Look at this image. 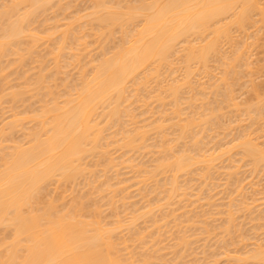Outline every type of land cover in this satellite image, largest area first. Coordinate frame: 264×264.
<instances>
[{
    "label": "bare ground",
    "instance_id": "bare-ground-1",
    "mask_svg": "<svg viewBox=\"0 0 264 264\" xmlns=\"http://www.w3.org/2000/svg\"><path fill=\"white\" fill-rule=\"evenodd\" d=\"M80 1L82 3L85 2V4L87 5L82 4ZM80 1L77 2H80L83 5V7L81 6L82 7L81 9H77L79 8L80 3H78L77 5L76 0H0V106L2 107V104L4 106L5 100L9 102L8 105H10L11 103V106H8L9 107L8 111H6L7 113H9L10 110L11 113H9L5 119L3 118V120H1L2 123L0 122V264H150V263H154L153 261L155 257L153 258V256L156 255V253L158 255L162 254L163 252L160 253V249L161 251H164L163 246L160 247V244H162L160 241H159L160 243L159 242L156 243V245L159 243V245L157 246L153 243L154 241L155 242L157 241V238L153 240V236H152V242H150L151 240L149 236L150 233L152 232H149L147 230L148 228L150 230L151 228H153L151 226V222H154L152 223L153 226H155V223L157 224V226H155L154 228L158 230L161 227H163V226H159L158 228V223H159L158 219L160 218L159 217L160 214L159 212H157L159 209L157 208V205L159 206L161 203H165V200L168 201V199L171 202L173 199L177 197L175 196V194L179 190H181L179 192H182L180 193V195L181 198H183L182 195L183 191L186 192L189 189L191 191L192 188L190 187H192V185L189 184L193 183L192 182L193 180L194 181L196 180L193 178L196 176L195 172L197 170H198V177H195L198 178L197 180H199V177L201 180V178L206 176V173L210 172L211 170L212 172L210 173L211 175L213 174V176H217L214 174L218 173L217 170L219 168L220 170L223 168L222 171L227 170L226 174L224 171L219 172V175L220 176L222 175V177L225 178V179L222 178L223 180H225V182L223 181L225 184L224 183L223 184L226 185L227 187L228 185L229 187L231 186V188L228 187L229 189L226 188V191L228 190V193L224 191L223 192L229 196V193L231 195H234L233 192L237 191L238 189L237 194L236 192L234 193L238 195L240 193L239 191H241V195L239 194L241 198V202L245 200V198L243 200L241 197L244 196L242 195V192L246 193L245 192L246 190L248 191V189L249 190L252 189V185H250L251 184L250 181H248L247 182L248 184H246L241 182V179L243 178L249 179L248 177L250 176H253L254 178V176L256 174H259L260 172H261L260 174H262L263 176L264 173V92L263 91H262L263 93L259 92L260 95L259 93L258 94L256 93L257 94L256 96L255 94H252L253 96H255V98L254 97L250 98L251 97L250 96L249 97L250 100L247 99L244 101L242 100L243 99L242 98L241 99L242 103H237L239 101L236 102L235 99L238 98V97L235 98L236 94L235 96H233V86L234 88L236 87L237 82H239L242 79L241 78L243 76L242 74H244L243 71H241V69L243 68L249 69L246 67L251 64V62L248 60V58H250L248 57L250 56V54H248L249 53L248 47L250 46L249 44L252 41L253 42L256 41L257 37L259 38L258 36L259 33L264 30V0H80ZM249 29L250 30L253 29L252 32H248ZM232 30L236 32L239 36L238 35L234 36V34L236 33L232 32ZM248 33H249V37H248ZM263 33L262 35H260L262 36L261 39H264ZM115 34H118V37H115L116 36ZM244 38L246 40L249 39L248 40V42L250 41L249 44L247 43V41L243 40ZM258 40L260 39H257V42ZM262 43L263 42L260 41V44ZM90 44L91 45L95 44L96 46H98L97 47L98 50L97 48H95L97 53H95L94 55H90L91 50H88L89 49L88 46H91ZM224 45H226L227 47L225 46L226 47L225 48ZM253 45H255V43ZM29 63H33V64L35 63V66L33 64L32 65L35 67L34 70L36 71H33V68H31L33 67L32 65L31 67L28 66L30 65ZM71 66L72 67L75 66V67L72 68ZM68 67H70V69ZM76 67L79 69L77 71L78 75L77 77H75V75L77 74L75 72L74 78L70 79V76L73 75L71 74L69 76L66 69L68 68L69 70H71L72 68L71 71H73V69ZM21 68L24 69L21 70ZM31 70L32 73L29 74V71ZM214 71L215 72L217 71V73H214ZM245 71L246 70H244V72ZM249 72L250 71H247V73L245 74L249 75L248 74ZM62 73H64V77ZM60 74H62V76H59ZM200 74L203 75V77ZM13 75L18 76L16 78L17 79L19 78L21 80L19 84L17 83L19 80L16 82L17 84H15L14 82H13L14 84L13 83L11 84V82L14 79L11 78V76ZM197 76L199 77V79L201 78L204 79L206 77L207 80L204 79V81L206 80L207 82L206 81L204 82L202 80L203 84L206 83L204 84V86L201 84L198 85V83L202 81L196 79ZM246 76H243L244 80ZM166 77L167 78L170 77V80H167ZM251 77L253 78V76ZM16 78L15 81L17 80ZM248 78L245 81L241 80V83L244 82L243 85L241 86H244V88H245V83L246 84L252 83L251 81L252 79L250 80L251 82H248L249 81ZM195 80H198L199 82ZM152 81L155 85L153 83H151L150 85V82ZM152 84L153 87L156 86L155 88H157L156 91L154 88V95H152L153 93ZM149 86L151 87L149 88ZM241 86L240 88H242ZM253 86L250 85L249 88L247 87L246 88L249 90L250 89L252 90L254 88L255 90V87L256 88L257 86L258 88L260 87L259 85L257 86L253 85ZM145 90L146 93L147 90L148 92L150 91L151 92V93L149 92L150 95L147 94L146 96ZM243 91L244 90H242V92ZM248 91L246 94H248ZM255 91L253 92L255 93ZM143 92L145 93V95H140V94H144ZM151 96L152 98H150ZM137 99L138 100L140 99L142 101V105L144 104L145 106L144 109L139 110L140 107H142V105H140L139 107L134 105L140 102V101L137 102ZM151 99L153 100V102ZM197 101L198 103L196 104ZM18 102L21 104L27 102V104L25 108L24 105H22L24 108V109L22 108L23 109L22 111H19L20 108L19 109L17 108L19 112H16L17 111L16 104ZM148 102L151 103L147 105ZM153 103H155L157 106L155 104L153 106L152 105ZM132 105H134L135 107H133ZM32 106L33 108L30 109ZM147 106L148 107L150 106L149 107L150 109H148ZM152 106L154 108L156 107V110H158L156 111L155 109H153L157 113L158 117L151 120L150 118L153 117L152 115L155 116L156 114L155 112H154L155 114H152L153 112L152 113L150 112L151 108H153ZM225 107H227V109L230 108V110L225 111L226 109ZM231 107L234 108L235 111L234 110L232 111ZM137 109L139 111H137ZM188 109L189 110L191 109L192 111L190 110L189 112ZM135 110L137 112H140L137 113L138 115L142 116L140 118L145 117V115L143 116V114L147 112L146 115L147 118L142 120H137L136 118L139 119V116H137V114L134 113ZM185 110L188 112V115ZM223 110L225 112H223ZM230 111H232L233 113L232 117H235V119L232 120L233 122H230L229 125V121H230L229 119H233V118L227 117L228 119L227 118L226 119L228 120V125L227 124L225 125L226 121H224L225 123L222 122L223 120L219 121L221 120L220 117L222 119L225 118L224 115L226 112L228 113V114L226 113V116L228 115L231 116ZM6 112L3 113L6 114ZM185 112H186L185 115L186 117H182V115L184 116ZM148 113L149 115L152 114L150 115V118L148 117L149 116ZM244 121L246 122L244 123ZM219 122H222L223 124ZM234 122L235 123L237 122L236 129L235 127L233 129L229 127L231 126V123ZM29 124L30 126H27ZM219 125L221 127L222 126L229 127V129L227 128L229 131L223 127L221 128V130L224 131L226 129L224 132L227 133L231 132L232 134L229 133L231 134V136H233V133L235 132L236 134V135L234 134L235 137L233 136L232 138L229 134L225 133L227 136L225 134L224 136H226L227 138L228 136H230V138H228V140L226 139V142H224L225 137L221 136L220 139L219 134L216 135L217 133L215 131H214L215 133L214 132L212 133L211 131H213L212 130L213 128L214 130H216L217 128L220 129ZM215 126L218 127H216L215 129ZM232 130H236V131L233 132ZM19 131H21V133ZM16 132L17 133L19 132L22 135L18 137L16 136V139H13L11 136L13 133ZM19 133L17 135H20ZM211 134L213 136H211ZM214 134L215 137L219 136L217 137V140H215L216 138L214 137ZM212 139L215 140V142L213 141L214 144L218 143L219 148H217L216 146L213 147L214 149L217 148L219 150V153H217L218 150H214V151L210 150L214 154L207 153L209 152V150L207 151V148L209 149L212 146L211 147H205V146L206 144L208 145L209 143L211 144ZM219 139L220 141H218ZM155 140L157 142H154ZM216 141L218 142L216 143ZM7 142L9 144H7ZM203 148H205L206 150H204ZM140 150H142V152H140ZM144 150H150L148 151V153L152 154L154 158L149 160L150 159V155H149L148 157L149 159H147L146 161L145 158L148 155L147 152H145L146 153L145 157L142 155L143 156L142 159L139 158L140 162L144 160L145 164L143 162L140 163L139 161H137L138 157L140 156V153L144 154L143 153ZM138 151L139 153H136ZM112 152H114L113 154H115L116 152L118 154L119 152V154L118 155L116 154V157H114ZM130 152H132V154L134 155L138 154V157L136 156L137 158H133L132 157L133 155L130 154ZM128 154H130L131 156L130 155L128 156ZM234 156H236L235 159ZM220 158L223 160V162L217 165L218 163L216 161H219ZM119 159L121 160L118 161ZM115 160H117V162ZM134 160L137 161L138 164L134 163L135 162ZM226 160H233L230 161L231 164L233 162V164L231 165L232 167L230 166V163L228 164L229 161L227 162V166L223 164L224 162L226 163ZM148 161L149 162L152 161V164L149 163ZM146 162H148L151 165H149L148 163L146 164ZM240 162H243L242 164L243 166L239 165ZM121 163H123L125 166L127 165L128 166L127 168L130 169V172H131V168L133 171L134 167L136 168V169L134 168L136 173L138 171L137 175H139L138 177L139 179L136 177L137 175L135 171H133L135 175L132 176L134 174L132 172V175L130 176L131 178L129 177L127 179V183L130 181L129 179L133 180L134 178H137L138 180L136 179L134 180L136 182L133 181L134 184L140 183L138 185H142V184L144 185L145 182H147V180L149 182L151 178H154V181L151 180V182H155L157 180L155 178L160 177L157 175H161L163 173L168 174V172L171 173V175L170 174L167 175V178L165 177L167 180L165 178L160 179L162 181L160 183L163 184L158 183V181L160 180L156 181L154 183L155 185H153L150 182L152 184L151 187H149L148 185L149 183H147L148 186L145 184L147 186V190L140 191L142 193L144 192L147 193V195L145 193L146 196L144 199L142 198L144 194L142 196L138 194L139 198H142L145 201V199H147L152 193V190L156 191L155 194H157V196L155 195L154 199H151L153 198L154 193L151 194L150 199L153 201L150 200L149 202H157V201L160 202L159 204L158 203L152 204V207L149 202H146L147 204H145L146 207L147 205H150L149 207L151 211L153 210V207L157 208L156 209L157 211L155 210V208L153 210L154 213L157 212V216L154 213H151L149 211L150 209L147 210V212L149 211L151 214L150 215L148 212L150 216L148 218L150 219L148 220L147 218L148 224L151 227H146L147 232L146 230H144L146 233L143 234L142 232L143 230L138 229L140 227V224L134 221L137 220L139 216H142L144 211L146 212V210L143 209V207H139L142 206V204L138 206L139 208L137 207L140 200L139 199H138L139 201L136 200L138 201V204L136 202L131 201L132 203H135L138 209H143V211H139L138 209H136V211H139L137 215H139V213L142 212V214H140L138 217H136L137 216L136 212L135 213L132 212L131 213L132 215L130 214V212L133 211V209L135 210L136 208L134 204H132L131 202L130 203L133 209H131L130 211L129 208L132 207H129L127 212L128 211L130 212L128 213L125 212L126 209L124 210V212L129 216L128 217L124 215L125 216V218H123L124 222L130 220L129 224L127 223V226H130L131 223H132L131 226H133L130 227L129 229L131 230L133 229L134 231L135 229L139 230L138 232L137 231L134 232L135 238L131 237L133 238L132 241L134 239H137V241L138 239L144 241L145 240L144 238L148 237L149 239L146 238L147 240L146 243L148 245L152 243L156 246L155 247L149 245L148 247L147 244L145 245V243L139 241V243L142 242L146 246L145 249H143L144 245L140 244V249L145 251V253L148 250H151L148 252V254L150 255L152 254V256L148 257V259L153 258L152 259L153 261L150 259L152 262L150 260H147V257L144 256L139 257L140 258L138 259L139 262L136 260L135 257L133 258L131 256H128V254L130 253L134 254L132 256H136L137 253L139 255L140 252H143L140 249L137 250V248H135L137 250V253L135 252L133 245L135 242H137L136 240L134 243H132L131 241V246L134 251L131 250V247L130 248L128 247L129 252L128 251L126 252L128 248H126L125 251L119 250V246L120 249H122L123 247L121 245H125L126 243L130 244V242L128 239L129 235H126L127 241L125 240L126 237L125 239H122L126 241L125 244H123L124 242L121 240L120 241L123 243L119 242L120 243L119 245L117 244V242H115L118 239V237L115 236V234L119 233V230L126 232L128 229H126L125 231V228L121 223L123 222L121 218L123 216L120 217L121 211L120 209H115L113 204L112 206L110 205L111 207H113V209H111L113 211L112 212L110 211L112 216L111 214L109 215L107 214V216L110 218H106L107 216L105 215L103 221L105 219L109 220L113 218L114 210L120 211L117 217L115 215L116 212H114L115 213L114 215L116 218L119 219L120 217L121 219L120 220L116 218L115 220L111 219L112 221L109 222L110 224L109 225L108 223L106 224L105 221L104 223H102L103 222L102 220L100 221L102 217L101 218L99 217L100 218L99 219L98 218L99 215H97V212L98 214L101 215L103 209L106 210L107 209L106 207H109L110 209V206H106L104 204L106 207L102 209L100 208L102 207V205H100L99 208H96L97 210H95V208L94 209L90 208L91 212H89V207H88L86 208V210H88L89 214H85L83 212L85 214L84 215L82 213L84 206L86 205V203L85 205H83V203L84 201L87 202V200H83V199H85V196H89V194H86L87 190L84 191V193L83 191L81 192V194L82 193L84 194L81 195L80 198L83 201V203L79 202L80 199L78 200V204H75V201L69 203L68 200L69 204H72L73 202L74 204L67 206L68 203H66L65 204L66 207H61L64 205H61V203H59L60 204L59 205L57 203L59 201L55 200L56 197L54 198V195L52 196L53 193L50 194L47 192L48 195L50 194V197H48L49 199L47 201H45V199L47 198L48 195L46 194L43 195V193H46L45 191L46 186L50 187L47 184L48 183L50 184L51 181H54V184L56 183L55 185H58L57 183L61 182L62 186L64 185V183H70L69 187L67 186V188H69V191L71 189H74L72 191L73 193L69 192L74 194L75 190L80 189V187L76 186L77 180L83 178V180L85 181V185L90 186L87 187L89 188L88 189L89 191L92 190V188L93 189L95 188L96 189L95 193H99V194L105 193L104 195L107 196L106 199V196L104 197L103 195H101L102 197H99L98 194V199H97L96 198L97 195H95V193L92 194V191H90L91 193L88 191L90 193V196L93 195L92 196L93 201H94L93 197L100 201H102L105 198L106 200H103L104 202L107 201L108 204H111V202L114 203V200L117 198H114L113 196L116 195L117 193H119L118 195H120L122 192L125 191L126 188L129 187L128 185H126L125 187L121 185V184H125L122 183V181L125 182L126 179L125 177L124 179L122 177L120 180L117 179V177L121 175L117 173L118 172L117 169L119 168V167L117 168V166H120ZM128 163L132 167H129ZM220 164H222L221 165L222 168L218 167L220 166ZM236 164H238L239 166ZM196 165L199 168L197 169L194 168V166ZM241 166L244 169H246L245 167L247 166L249 167V169L240 170ZM225 167L226 168L228 167V169L233 168V171L229 170L231 171L229 172L228 169H226ZM123 168L120 166L119 172L121 170H124ZM127 168L125 167V170H127ZM193 169L196 170L194 173L193 171L191 173V170ZM209 169L211 170L209 171ZM214 169L215 171H213ZM200 170L204 171L202 172V174L206 172L204 176L202 174L201 176H199ZM241 171L242 172L244 171L245 173H249L250 175L246 174L248 176H245L244 172L240 174ZM121 172L124 173V175L128 174V173L125 174V172L123 171ZM184 172L186 173L184 174ZM189 172L191 174H195V176L193 175V177L190 178V180H188L191 183L187 181V177L191 175ZM187 173H189L188 176L186 175ZM209 174H207V176ZM238 174L239 176L241 175L242 177L239 176L236 177V175ZM115 175L117 177H115ZM179 175L181 177H179ZM207 176L206 178H202L203 182L205 181L204 179L207 180ZM213 176H210L209 180L212 179L213 181L216 182L217 178L215 177L216 179H213ZM257 176H255V178ZM183 177H186V179L185 178L183 179ZM228 177L231 178V180ZM234 177L235 179L232 180V178ZM227 178L229 180H227ZM253 178H251L250 180L252 181ZM112 179L116 180V182L119 181L121 184L120 183L116 184V182L112 183L113 182ZM164 179L166 181H164ZM178 179L180 181L181 179L184 180V184L183 185L180 184L182 185L181 187L183 190L177 189L179 186L178 183H182V181L180 182ZM238 179H240V181ZM246 179H243V181H245ZM177 180L179 182H177ZM185 180L187 183H185ZM200 180L199 182H197L198 184L196 182L195 183L197 184V186H200V187H196L199 188L198 191L202 190V192H206V191L207 193H209V191L211 192L212 189L210 188L212 186L214 187L215 186L214 184H217L215 182H212L211 180L210 182H212L211 184L213 185L208 186L209 182L203 183ZM81 181L82 180L78 182L80 183ZM84 181H83V188L85 186ZM257 181L259 182V180ZM75 182L76 184L74 185ZM95 182H98V184L96 185ZM231 182L234 184V186H232ZM235 182L238 185H236ZM52 183L50 185H53ZM79 183L78 185L81 186L82 189V184ZM156 183L160 184V187L158 186L159 188L156 186ZM202 183L203 184L206 183L207 184L206 187L202 186L203 185ZM242 183L243 185H240ZM71 184H73L74 188L70 189ZM119 184L122 187L119 186ZM185 184L186 186H188L187 188L189 189H187L186 186H184ZM166 185L168 189H164ZM235 185L237 187L232 189V187H235ZM153 186L155 187V190L154 188L152 189ZM63 187L65 189L66 185H64ZM75 187H77L78 189H75ZM145 187L143 188L142 186H139V188H143L144 190ZM181 187L179 186V188ZM203 187L204 189L207 188L205 189L206 191H203ZM139 188L137 190H142ZM244 188H246V190ZM64 189L62 188V190ZM148 189L150 190L151 193H149ZM230 190L231 191L233 190V192H231ZM195 191L197 190L195 189ZM256 191L257 189L255 190V192ZM78 192L80 193V191ZM179 192L177 193L178 196H180ZM196 193H192L191 195L193 194L196 195ZM261 193L263 192L261 191ZM41 194L43 197L44 196L45 197L44 198L41 197ZM185 194L187 195V193ZM185 194L184 196H186ZM123 195L121 196L120 199L118 197V199L122 201L123 199L127 200L126 193H125L126 198L122 199V197H124ZM172 195L174 196V198L171 200ZM205 195L206 193H204L203 198L205 197L208 198L209 196L210 199L211 195L209 194L206 196ZM231 195L229 197L227 196L228 200L229 199L230 200L229 201L226 200V201L229 203L223 201L226 203L224 205H228L230 207L229 208L228 206H226L229 209L228 210L223 205L222 207H224L225 210L227 211V212L224 211V213L227 214L229 211L233 212L234 206H237L235 207L234 211L240 208L239 210L240 213L242 211L241 208L243 203H240V201L238 200L240 199L239 196L235 195L238 198L236 199L235 196L230 198ZM60 196L62 198V194ZM83 196L84 198L82 199ZM197 196L200 195L197 194L194 197ZM212 196H211V201H212ZM216 196L217 195L215 194V197ZM219 196L220 195L218 193V197ZM188 197H190V194L188 195ZM227 197L225 198L223 195V198L227 199ZM41 198L44 199L45 202L42 201ZM61 198L58 197V200H60V202L63 199ZM112 198L114 199L112 200ZM161 198L164 199V202L159 200ZM223 198L221 200L220 198L218 199L222 201ZM155 199L157 201H154ZM180 199L177 200L181 201ZM197 199H199V197H197ZM197 199L195 200L193 199V200L197 201ZM260 199L262 200L263 198L261 197ZM119 200L118 203L120 202ZM186 200L187 198L184 201ZM254 200H252V202ZM257 200L259 199L256 198V201ZM100 201H98V203H100ZM167 201H166V207H168ZM194 201L191 202L193 203ZM237 201H239V203H236ZM104 202L101 203L103 204ZM209 202L207 201L206 203L208 204ZM212 202L214 203V201ZM88 203H90V201ZM175 203L176 202L174 201L173 204ZM244 203L246 202L244 201ZM95 204L92 205L95 206ZM155 204L156 206H153ZM250 204L252 205V203ZM92 205L90 207H92ZM117 205H115L116 208ZM216 205L214 206L217 207ZM232 205H234L233 208ZM143 206H144V202H143ZM193 206H196V204L195 205L193 204ZM219 206L221 205H218V207ZM246 206L247 205H244L245 208H242L243 210L245 209L244 211L248 210L250 212V210L251 211L256 210L257 208L256 209L252 208V207L255 208V206L256 207L258 206L259 209H262L259 207L261 206L259 204L253 205L250 208H249L250 205L248 204L249 209L247 210H246L247 208ZM183 207L184 205L181 206V208L179 209H183ZM200 208H202L201 204L199 209ZM98 210L101 213H99ZM161 210H164V208L161 207L160 209V213L162 217ZM167 210L168 209L166 208V211ZM169 211H171V208ZM175 211H176V207L175 210L173 211L174 216H176ZM248 211H247L248 214L246 213V215L247 217L248 215L250 216L247 218V220H245L246 222L253 220L255 216L251 217V215H255L254 213H257V212H252V214L251 213L249 214ZM261 211L262 210L258 212L260 213ZM204 212L202 211V213L200 212L198 214L197 211L196 213H192V215L198 214L200 216V214L203 215ZM237 212H234L232 214L235 213L237 214ZM168 213L170 214V212ZM206 213H208V215L209 214L211 215L212 212L211 213L205 212L204 215L207 218L208 215ZM169 214L167 215V218L165 217L164 222L169 218L170 216ZM232 214L228 213L227 218L226 216L223 217V219L226 218L224 220L227 221V227L224 224L226 221L222 223V227L224 226L223 228H221V223L219 224V226L216 223L217 231L219 229L218 234L216 233L217 231L215 229L216 235H219L220 233H221L220 235H222V233H224L222 235L223 239L221 238L222 240H224L223 245L226 244L227 239L229 238L231 239L230 237L231 233H233L234 231L237 233L239 231L238 228L239 221L237 222L238 224L232 223L237 221V219L239 218L238 216L239 214L237 216L236 215L233 216ZM154 215H155V221L154 218H152V216L154 217ZM147 216L145 215V218ZM181 216L178 217L181 218ZM156 217H158L157 220ZM190 217H188L189 222L191 219H197V222L196 220H192L190 223H188V226L189 224H191V226L194 227L191 228L189 226L187 227V229L185 228L184 229L185 232L189 230V228L190 230L191 229L193 230L197 227L199 228L200 226L201 230L198 229L197 231L195 229V232L196 233L201 232L202 234H204L207 233L206 231L208 230H206L205 232H203V230L209 229V226H211V224L213 226V223L209 224L212 220L210 221L209 219L210 222L205 223V221L208 220L205 218L206 220L204 219L205 221L202 222H204L205 224H209V226H205V228L202 226L204 228L203 229L201 227V221H200L203 220V218L199 219L197 218V215H195V218H193L194 216L191 218ZM260 217L261 219L263 218L264 220V215L263 217L259 216V218ZM145 218H143L144 220L142 219L139 220L147 222ZM171 218L173 219V217ZM216 218L214 217L213 219L215 220ZM257 218H258V214L257 217H255L254 219L259 220V218L258 219ZM151 219L152 221H150ZM179 219L178 220L175 219V220L176 222L178 221V223L181 224L182 226V221L180 223ZM108 220L106 222H108ZM133 221L135 222L136 226H138L137 228H134L135 226L133 224ZM166 222L169 221L167 220ZM183 222H185L184 224H186L187 221H183ZM173 223L174 224H172V227L175 226V221ZM178 223L176 224V228H178L179 226ZM231 223L233 228H234V224L235 226L237 225L238 231L236 228L234 230L232 227H231L232 229L230 228L231 231H229V227L231 226ZM254 223L255 222L253 221L252 224L253 230H255L257 226V224L256 226H254ZM168 224H165V226H168ZM196 224H198V226H196ZM186 226L183 225L181 231ZM240 226H242V224H240ZM259 226H261V224H259ZM122 227L124 230L121 229ZM172 227L171 229H169V231L176 229V228L172 229ZM242 227H240V231L242 230L243 232ZM154 228L152 229L153 231L152 234H154L155 232ZM261 228L263 227L261 226ZM248 229L250 230V227H248ZM192 230L188 231V233L192 232ZM221 230L222 232H220ZM121 231L120 233H122ZM173 231H174L173 233L176 234L175 230ZM178 231L180 230L176 229L177 234ZM246 231L248 230L246 229ZM257 231H259V229ZM260 231L264 232L263 230ZM129 232L131 233V235L133 234L132 233L133 231L131 232L130 230H128V234ZM136 232L137 233L142 232L140 234H142L143 236L140 234L138 236H142L144 240L142 239V237L139 238L136 235ZM182 232L184 233V231ZM193 232L191 235L189 233L188 237L185 235L184 237H181L180 234L178 235L176 234L177 236L173 235L175 236V238L177 237L181 238V240L178 239L181 242L180 245L178 243L179 241L177 242V239L175 241L178 243L179 247L182 245L181 246L183 247L182 251L184 249V246L187 248L186 246L187 242L189 244V245L187 244L189 247L190 243L199 241L197 240V241L189 242V240H193V237L194 239H196L197 237L195 236L201 234V233L199 234L197 233L196 235V233H194L195 234L194 235ZM120 233L118 234L119 238L121 235ZM148 233L149 236L146 235ZM164 233L165 235L167 234V232ZM211 233L212 232H210V235ZM171 234L170 237L168 238V241L171 237L173 238ZM239 234L242 233L239 232ZM123 235L125 236V234L122 233L121 238H124ZM181 235L183 236V234ZM207 235L209 236L208 233ZM224 235L226 238H224ZM234 235H232V238ZM254 235L257 236L258 233ZM159 236H161V234ZM159 236L157 237L159 239L160 238L162 239V237ZM191 236L192 239H190ZM241 236L242 235H240L239 237ZM243 236L245 237L246 235ZM186 237L189 240L187 241V239H185L186 241H183L184 240L183 238ZM211 237L213 239V236ZM163 238L167 239V236ZM246 238L248 239V237ZM261 239L263 241L259 242L260 236H258L257 238L254 239L256 240V242L254 241L250 244L247 245L245 244L246 246H248V249L244 251L242 250L243 253L242 251L240 252L242 254L239 255L242 256L239 255L237 257L233 256L236 258V260L235 259L234 260L236 262L239 261V264H264V236H262ZM204 240H207V238ZM239 241L237 242L240 245L242 243L244 244L243 238L242 240L240 239ZM202 242H204L205 244V241ZM237 242H235L236 245L238 244ZM139 243H137L136 246H138ZM165 243L166 241L164 242V244ZM173 243L174 242L172 241V247L171 245L170 246L166 245L165 247H169V248L171 247L172 249L174 248ZM177 243L176 245L174 244V246H177ZM215 243L216 241L214 242V244ZM217 244H218V240H217ZM197 245H200V243ZM208 246L206 245V247ZM147 247L148 249H146ZM152 247L154 248V251L152 250L153 249ZM193 247L196 248L197 246L194 245ZM193 247L191 244V248ZM211 247L212 245L209 248ZM156 248L159 250V252L157 250V252L154 253L156 251ZM186 248L184 250V255L192 254L193 256L194 254H196V257H194L195 256L194 255L193 258L198 259L197 253H195L196 250L198 249H191L189 247L191 253L189 252V248H187L189 252L188 254L185 253L187 252ZM237 248H239V246H237ZM176 249L174 248L172 250H176ZM199 249H201V247H199ZM212 249L211 250L207 249V250H209L210 252L214 250L216 251V249L214 250ZM192 250H195V252H192ZM215 251L213 252L215 253V256L213 257L211 255V258L215 259V257H217L216 252H218V250L216 252ZM226 251L227 248L222 249V251H219L217 255H224ZM123 252H126L127 254L124 253L126 254L124 256L122 255ZM179 252L178 255H176L179 257V259L175 255L174 256L176 259L172 258L173 261L175 262V263L173 262L174 264H176L178 260L179 262L181 261L183 262L184 259H186V257L183 259L184 257L183 252L182 253L180 252V254L182 255H179ZM227 252L230 253L229 251ZM199 253L201 254L203 252H199ZM169 255L171 256L172 254ZM203 256L205 257L206 255ZM181 257L183 260L181 259ZM206 257H210V254ZM227 257L229 256L227 255L226 258ZM156 258L155 261L158 260L157 261L158 264L161 263L173 264L171 263L172 260H169L168 257H167L168 260L167 261L165 260V263L163 262L164 258L163 260L160 258L162 262H160L161 260L158 259L159 256L157 259ZM214 259H212L213 261L212 260L208 261L209 258H207L206 263L214 264L215 261L217 263L220 261L219 260L220 258L218 260L216 259L214 260ZM225 261L223 262L226 264L227 261L226 262ZM179 262L177 264H179ZM184 262L182 264H185ZM188 262L187 264H191L192 260L190 263ZM194 263L198 264L195 261L193 262V264ZM206 263L204 262L201 264H206Z\"/></svg>",
    "mask_w": 264,
    "mask_h": 264
},
{
    "label": "rangeland",
    "instance_id": "rangeland-1",
    "mask_svg": "<svg viewBox=\"0 0 264 264\" xmlns=\"http://www.w3.org/2000/svg\"><path fill=\"white\" fill-rule=\"evenodd\" d=\"M77 1H80V0H76V2H77ZM80 2H81V1H80ZM80 2H77V5H78V3H80ZM81 3H82V2H81ZM81 3L79 4V8H77V9H81V8L83 7L82 4L87 5V4H85V2L82 3V4H81ZM81 6H82V7H81ZM84 7H85V6H84ZM75 8H76V7H75ZM252 30H253V29H252ZM252 30L249 29L248 32H252ZM263 31H264V30H263ZM263 31H261V32L263 33ZM232 32H234V31L232 30ZM261 32H260L259 35H258L259 38L257 37V39H260V40H258V42H257V39H256V41H254V42L252 41L253 44L255 43V45H253L252 42H250V41H249V42H250V44H249V42H248L249 39H247V40H246L245 38L243 39L244 41H247V43L250 45L249 47H251V48L248 47V51H249L248 54H250V56H248V57H250V58L252 57V58H251V59L248 58V60L251 62V64H250L249 66H247L246 68H249V69H245V68H243V69H241V71H243V73H244V74H242L243 76H246L247 74H245V73H247V71H250V72L248 73L249 75H247V76L245 77V80H246V79L248 78V76H249V78H248L249 81H248V80H247V81H248V82H251V81H252L253 84H252V83H247V84H248V86H247V84L245 83V88H244V86H241V85H243V83H244V82L241 83V80H244V77L242 76V77H241L242 79H241V78H240L241 80L239 79V80H240L239 82H240L241 84H240L239 82H237L236 87L234 88V86H233V96H235V94H236V97H235V98H237V97H238V98L235 99V100H236V102L239 101V102H237V103H242V102H241V99H242V98H243L242 100H244V101L247 100V99L250 100V98H253V97L255 98V96H256L259 92H261V93L264 92V72H262V71H264V41H263L264 39H261V38H262V36H260V35H262ZM234 33H236V32H234ZM234 33H233V34H234ZM246 34H247V33H246ZM115 35H116L115 37H118V34H115ZM235 35H238V34L236 33V34H234V36H235ZM238 36H239V35H238ZM263 36H264V33H263ZM236 37H237V36H236ZM246 37H247V36H246ZM248 37H249V33H248ZM250 40H251V39H250ZM252 40H253V39H252ZM260 41L263 42V43H262L263 45L260 44ZM256 42H257V43H256ZM251 44H252L253 47L251 46ZM259 44H260L261 46H260ZM90 45H91V44H90ZM94 45H95V44H92L91 46H88V48H89L88 50H91V52H90L91 54H90V55H94L95 53H97L95 48H97L98 46L95 45V46H96V47H95ZM97 45H98V44H97ZM258 45H259V46H258ZM92 46H93V47H92ZM225 46H226V45H224V47H225ZM256 46H257V47H256ZM90 47H91V49H90ZM226 47H227V46H226ZM226 47H225V48H226ZM254 47H255V48H254ZM252 48H253V49H252ZM259 48H260V49H259ZM92 49H93V50H92ZM254 49H255V50H254ZM94 50H95V51H94ZM97 50H98V48H97ZM251 50H252V51H251ZM250 51H251L252 53H254V54H252ZM261 51H262V52H261ZM256 53H257V54H256ZM260 53H261L262 55H261ZM252 55H253L254 57H253ZM255 55H257V56H255ZM256 60H257V61H256ZM259 60H260V61H259ZM253 61H255V62H253ZM29 64H30V65H28V66L31 67V65H32L33 63H29ZM255 64H256V65H255ZM261 64H263V65H261ZM33 65L35 66V63H34ZM33 65H32V66H33ZM34 66L31 67V68H33V71H36V70H34V68H35ZM71 67H72V66H71ZM73 67H75V66H73ZM73 67H72V68H73ZM68 68L70 69V67H68ZM68 68L66 69L68 75H69V76H70L71 74L73 75V76H70V79H71V78H74L75 72L77 73V74L75 75V77H77V75H78V72H77V71H78L79 69L76 67V68L73 69V71H71L72 68H71V70H69ZM22 69H24V68H21V70H22ZM75 69H76V70H75ZM261 69H262V70H261ZM244 70H246V71L244 72ZM260 71H261V72H260ZM70 72H72V73H70ZM31 73H32V70L29 71V74H31ZM214 73H217V71H216V72L214 71ZM241 73H242V72H241ZM241 73H240V76H241ZM251 73H252V74H251ZM62 74H63V77H64V73H62ZM62 74H60L59 76H62ZM178 74H179V72H178ZM260 74H261V75H260ZM66 75H67V74H66ZM68 75H67V76H68ZM176 75H177V73H176ZM200 75H201V74H200ZM201 76L203 77V75H201ZM251 76H253V78H252ZM254 76H255V77H254ZM259 76H260V77H259ZM16 77H18V76H14V75L11 76V78H14L13 81L11 82V84H12L13 82H14L15 84H17V83L19 84V83L21 82V80H20L19 78L17 79ZM250 77H251L252 80L250 79ZM15 78L17 79L16 81H15ZM166 78H167V77H166ZM200 78H201V77H200ZM68 79H69V78H68ZM196 79H199V77L197 76ZM204 79H206V77H205ZM204 79L201 78V79H199V81H202V80L204 81ZM18 80H19V81H18ZM167 80H170V77L167 78ZM167 80H166V81H167ZM206 80H207V79H206ZM206 80H205V81H206ZM245 80H244V81H245ZM250 80H251V81H250ZM17 81H18V82H17ZM195 81L199 82L198 80H195ZM203 81H202V82H199L198 85L201 84V85L204 86V84H206V83L203 84ZM205 81H204V82H205ZM16 82H17V83H16ZM206 82H207V81H206ZM14 83H13V84H14ZM151 83H153V81L150 82V85H151ZM153 84H154V83H153ZM153 84H152L153 91L151 90V91L153 92L152 95H154V88L156 87V86L153 87ZM239 84H240V85H239ZM148 85H149V84H148ZM154 85H155V84H154ZM250 85H252V86H253V85H255V86L259 85V86H260V87H259L260 89H259L258 86H257V88L255 87V90H256V91H255L254 88H253L254 86H253V87H250V88H253L252 90L255 91V93H254L251 89H250L251 91H250L249 89H247V88H249ZM238 86H239V87H238ZM240 86H241L242 88H240ZM147 87H148V86H147ZM150 87H151V86H149V88H150ZM246 87H247V88H246ZM261 87H262V88H261ZM146 89H148V88H146ZM257 89H258V90H257ZM156 90H157V88H155V91H156ZM236 90H237V91H236ZM240 90H241V91H240ZM242 90H244V91L242 92ZM248 90H249V91H248ZM238 91H240V92H238ZM247 91H248L249 96H248V94H246ZM262 91H263V92H262ZM149 92H150V91H149ZM149 92H148V90H147V93H146V90H145L146 96H147V94L150 95ZM143 93H144V92H143ZM145 93H144V94H140V95H145ZM150 93H151V92H150ZM156 93H157V92H156ZM242 93H243L244 95H243ZM256 93H257V94H256ZM237 94H238L239 96H238ZM252 94H255V96H253ZM140 95H138V96H140ZM241 95H242V96H241ZM259 95H260V93H259ZM247 96H248V97H247ZM250 96H251V97H250ZM239 97H241V98H239ZM245 97H247V98H245ZM249 97H250V98H249ZM137 98H138V97H137ZM139 98H141V97H139ZM150 98H152V96H151ZM151 100H152V99H151ZM139 101H140V102H139ZM146 101H147V100H146ZM137 102H139V103H138V104H134V105H136L137 107H139L140 105H142V101H141L140 99H139V100L137 99ZM137 102H136V103H137ZM152 102H153V100H152ZM2 103H3V102H2ZM5 103H7V104H5ZM5 103H4V106H3V104H2V107L0 106V108L3 109V110L0 109V114H1V116H0V122H1V120H3V118L5 119L6 116H8L9 113H11L10 110H9V113L6 112V111H8V109H9L8 106H11V103H10V105H8L9 102H8L7 100H5ZM150 103H151V102H148L147 105H149ZM155 103H156V102H155ZM155 103H153L152 105L154 106ZM197 103H198V101L196 102V104H197ZM18 104H19V105H18ZM20 104H21V103H19V102L16 104V109H17V108H18V109L20 108L21 110L19 109V111H22V110L25 108L27 102H25L24 104L22 103L21 105H20ZM33 104H34V103H33ZM22 105H24V108H23ZM134 105H132V106L135 107ZM155 105H156V104H155ZM19 106H21V107H19ZM33 106H34V105H33ZM33 106H32L31 108H30V107H29V108L32 109ZM143 106H144V104L142 105V107H143ZM153 106H152V107H153ZM156 106H157V105H156ZM137 107H136V108H137ZM142 107H140L139 110H142V109L145 108V106H144L143 108H142ZM149 107H150V106H149ZM149 107L147 106L148 109H150ZM22 108H23V109H22ZM29 108H28V109H29ZM225 108H226L225 111H226V110H228V111L230 110L229 107H228L229 109H227V107H225ZM18 109H17V111H16V110H15V111H16V112H19ZM28 109H27V110H28ZM30 109H29V110H30ZM153 109L156 110V107H155V108H154V107L151 108L150 112H151V113L153 112L152 114H155L156 112H155V110H153ZM158 109H160V108H158ZM231 109H232V111L234 110V108H232V107H231ZM139 110L137 109V111H139ZM190 110H191V109H190ZM190 110L188 109L189 112H190ZM137 111L135 110L134 113H135V114L140 113V112H137ZM156 111H158V110H156ZM185 111H186V110H185ZM191 111H192V110H191ZM225 111L223 110V112H225ZM228 111H227V112H228ZM232 111H230V112H231V116H230V115L226 116V113H227V112H226L225 115H224L225 118L222 119V118L220 117L221 120H219V121H222V120H223L222 122L226 121V123H225V122H224V123H225V125H226V124L228 125V120H227V119H228L229 117H231V118H233V119H229V120H230V121H229V125H230V122H233L232 120L235 119V117H232V114H233ZM234 111H235V110H234ZM3 112H4V113L6 112V114H4ZM150 112H149V113H150ZM154 112H155V113H154ZM186 112H187V111H186ZM186 112H185L184 116L182 115V117H186V116H185V115H186ZM230 112H229V114H230ZM149 113H148V115H149ZM3 114H4V115H3ZM152 114H150V115H152ZM227 114H228V113H227ZM234 114H235V113H234ZM144 115H145V117L140 118V117H142V116H140V115L137 114V116H139V119H138V118H136V119H137V120H142V119L147 118V116H146V115H147V112H146L145 114H143V116H144ZM150 115L148 116L149 118H150ZM187 115H188V112H187ZM189 115H190V113H189ZM152 116H153V117L150 118L151 120H152V119H155V118L158 117L157 113L155 114V116H154V115H152ZM222 117H223V116H222ZM227 117H228V118H227ZM226 118H227V119H226ZM224 119H225V120H224ZM222 122H219V123H222ZM245 122H246V121H244V123H245ZM1 123H2V122H1ZM234 123H235V122H234ZM234 123H231V126H229V127H231L232 129L235 127V129H236V126H237L236 123H237V122L235 123V126H234ZM31 124H32V123H31ZM222 124H223V123H222ZM222 124H221V125H222ZM239 124H240V123H239ZM27 126H30V124L27 125ZM219 126H220V125H219ZM216 127H218V126H215V129H216ZM222 127H223V128H226V129H227V128L229 129V127H225V126H222ZM222 127L220 126V127H219L220 129L217 128V129L220 130V131H218L217 129L214 130V128H213V129H212L213 131H211V132L213 133V132L215 131V132L217 133L216 135L219 134L220 137H219V136H217V137H219L220 139H221V136L225 137V138H224V140H225L224 142H226V139L228 140V138H230V136H231L232 133L229 132V133H231V134H229V133H227V132H224L226 129H225V130L223 129L224 131H222V130H221ZM231 128H230V130H231ZM228 129H227V130H228ZM169 131H170V130H169ZM217 131H218V132H217ZM228 131H229V130H228ZM232 131L234 132V131H236V130H232ZM19 132L21 133V131H19ZM19 132H18V133H19ZM215 132H214V133H215ZM220 132H221V133H220ZM18 133H17V132H16V133H13V134H14V137H13V134H12L11 137H12L13 139H16V136L18 137V136H21V135H22V134H20V133H19L20 135H17ZM22 133H23V131H22ZM225 133H226V134H229L230 136H228V138H227V137H226L227 135H226ZM224 134H225L226 136H224ZM234 134H235V132L233 133V136H234ZM235 135H236V134H235ZM211 136H213V135L211 134ZM233 136H231V137L233 138ZM214 137H215V134H214ZM217 137H215V138H216L215 140H217ZM234 137H235V136H234ZM22 138H23V136H22ZM17 139H18V138H17ZM220 139H219L218 141H220ZM215 140L212 139V143H211V144H210V143H209V145L206 144L205 147H211V146H212V147H211L212 149H211V148H209V149L207 148V151L209 150V152H207V153H213V152H211L210 150H212V151H214V150H218V149H217V148H219V145H218V143H217L218 141H216L217 144H214V143H213V141L215 142ZM149 142H150V141H149ZM152 142H153V141H152ZM152 142H151V143H152ZM154 142H157V141L155 140ZM210 142H211V141H210ZM222 142H223V140H222ZM220 143H221V142H220ZM220 143H219V144H220ZM7 144H9V143L7 142ZM212 144H214V145H212ZM213 146H214V147L216 146L217 148L214 149ZM203 147H204V146H203ZM203 149L206 150L205 148H203ZM113 151H114V150H113ZM148 151H150V150H144V152H143L144 154L140 153V156H139V157H138V154H135V155H134V154H132V152H130V154L133 155V156H132L133 158H137V157H138V160H137V161H139V162H140V159H142L143 156L145 157V154H146L145 152H147V155H148V156H146V158H145L146 161H147V159H149V158H148L149 155H150V159H149V160L154 159L153 156H152V154H149ZM114 152H115V151H114ZM114 152H112V154H113ZM140 152H142V150H140ZM216 152H217V151H216ZM216 152H215V154H216ZM133 153H134V152H133ZM136 153H139V151L136 152ZM152 153H153V152H152ZM217 153H219V150H218ZM116 154H117V152H116L115 154H113L114 157H116ZM118 154H119V152H118ZM118 154H117V155H118ZM130 154H128V156H129ZM213 154H214V153H213ZM142 155H143V156H142ZM130 156H131V155H130ZM136 156H137V157H136ZM154 156H155V154H154ZM123 157H124V156H123ZM125 157H126V155H125ZM151 157H152V158H151ZM139 158H140V159H139ZM222 158H224V157H222ZM235 158H236V156H234V159H235ZM123 159H124V158H123ZM120 160H121V159H119L118 161H120ZM220 160H222V159L220 158ZM220 160H219V161H220ZM224 160H225V159H224ZM115 161L117 162V160H115ZM134 161H135V160H134ZM137 161H135L134 163L138 164ZM219 161H216V162L218 163L217 165H219V163H222V162H223V160L220 161V162H219ZM228 161H229V162H228ZM230 161H233V160H226V163L224 162L223 164H224L225 166H227V162H228V164H229ZM142 162L145 164V161H144V160H142ZM142 162H140V163H142ZM148 162H149V161H148ZM148 162H146V164H147ZM216 162H215V163H216ZM123 163H124V162H123ZM123 163L120 164V166H121L122 168L124 167V168H123L124 170H121V171L125 172V174L128 173L129 175H128V174L124 175V173H122L121 171L119 172V168H120V166H117V168L119 167V168L117 169V170H118L117 173H119V174H121V175L118 176L119 178H118L116 175H115V177H117L118 180H120L121 177H122L123 179H124V177H125V178H126V179H125V182L122 181L123 179L121 180L122 183H125V184H121L119 181L116 182V180H113L114 177H113V179H112V180H113L112 183H115V182H116V184L120 183V184L123 185L124 187H125L126 185L129 186V187L126 188L125 191L122 192L120 195H118L119 193H117L116 195L113 196L114 198H117V199H118V197H119V199H120L121 196H122L123 193H124V195H123L124 197H122V199L127 197V200H128V201H127L126 199H123V201L118 199V200L120 201L119 203H120L121 206L119 205L117 199L114 200V203H115V204L112 203V202H111V204H108L107 201H105V202H106V203H105V202L103 201V200H106V199H107V196L104 195L105 193H100V194H99V193H95V192H96V189L94 188V189H95V191H94V189H93L92 186H91L92 190H90V191H92V194L95 193V195H97V197L94 195L97 199H98V194H99V197H102L101 195H103L104 197L106 196V199H105V198H104V199L102 198L103 200L101 199L102 201L97 200L96 198L93 197V199H94V201H93V200H92V196H93V195L91 194L92 196H90V193H91V192L88 190L89 188H87V187H90V186H89V185H87V186L85 185V181L83 180V178H82V179L80 178V180H82L80 183L78 182V181H80V180H77V184H76V182L74 183V185L76 184L77 187H80L79 190H75L74 194H72V193H73L72 191H73L74 189H71V188H74V187H73V184H71V186H70V189H71V190L69 191V188H67V186L69 187V184H70V183H64V185H66V188L64 189V187H63L64 185L62 186V183H61V182H60L61 184H60V183H57L58 185H55L56 183L54 184V181H51L50 184L53 182L52 184L55 185V186L50 185V184L48 183L47 185H49L50 187L46 186V190H45L46 193H43V195H45V194L48 195V193H50V194L53 193L52 196L54 195V198L56 197L55 200H56V201H59V202H57V203H58V204L61 203V205H64V206H61V207H66L65 204L68 203V200H69V203H71L72 201H75V204H78V200L81 198V195H84V194H83L84 191L87 190V191H86V194H89V196H85V199H83L84 196L82 197V199H83V200H87V202L84 201V203H83V201H82L81 199L79 200V202H82L83 205H85V203H86V205L84 206V209H83V211H82V213L84 212L85 214H89V212H91V211H90V208H93V209L95 208V210H97L96 208H99V206L102 205V207H100V208L103 209L104 207H106V206H110V205L112 206V204H113V205H114V208H115V209H120L121 213H120V211H118V210H117V211L114 210V212H116V214L113 212V218H114V219H113V218H111V219H112V220H115V218L117 217V215H119L118 213H120V217L123 216V217H121V218H122V221H123V222H121V223L123 224V227L125 228V231H126V229L130 230L131 232L133 231V232H132L133 234L131 235L130 232H129V234H128V230H127L126 232H123V231L119 230V233H120V231H121L122 233L125 234V236L123 235L124 238H121V237H122V236H121L122 233H120L121 235H120V238H119V235H118L119 233H116V234H115V236L118 237V239L115 241V242H117L118 245L120 244L119 242H121V241L124 242V243L121 242V243H123V244L126 243V241H127V237H126V235H129L130 238H131V237L135 238V236H134V235H135V234H134L135 231L138 232L139 230H143L142 232H143V234H144V233H146L147 230H148L149 232H152V233H153L152 229H153L155 226H157V224L155 223V226H153L152 223H154V222H151V226H152L153 228H151V230H150L149 228L147 229L146 227H151V226H149V224H148V220L150 219V218H148V217H150V216H149L150 212H151V213H154V212H153L154 208H155V210H156L157 208H159L158 211H157V210H156V211L159 212L160 215H159V214H158V215H159L160 218L158 219V217H156V220L158 219V221H159V223H160V224L158 223V228H159V226H163V227H161V228L159 229L160 231H159L158 229L154 228V231H155V232H154V234L150 233V236H151V237L149 236V233L146 234V235L149 236V238H150V240H151L150 242H152V236H153V240H154L155 238H157V241H156V242H155V241L153 242L155 245H156V243L159 242V241L162 243V244H160V247L163 246L164 251H161L160 247H159V249H160V253H161V252H163V253H162V254L159 253L160 255H158V254L156 253L158 249L156 248V251L154 252V253H156V255H154L153 258H154V257H155V258H156V257L158 258V256H159L158 259L161 258V259L163 260V258H164V261H163L164 263H165V260L167 261L168 259H169V260H172L171 263H173L174 261H173L172 258L176 259L175 256L178 255V252H179V251H180L181 253L183 252V255H184V250H185L186 247L184 246L183 251H182V248H183V247H181L182 245L179 247V245H180L181 242H180L178 239L181 240V238H179V237L175 238V236H173V235H176V234H177L176 229H177V230H180V231H178V234H180L181 237H184V235L188 237V236H189V233H190V235H191L193 231H194L193 234L196 233V232H195V229H196L197 231H198V229L201 230V228H200V226H199V228L197 227V228H195V229H193V230L191 229L192 232H189V233H188V231H191L190 228H189V230L186 231V232H187V235H186V232H185L184 229H185V228L187 229V227H189V226H190L191 228L194 227V226L192 227L191 224H189V226H188V223H190L192 220H196V222H197V219H191L190 222H189V218H188V217H190V216H191V217L194 216L193 218H195V215H197V218H199V219H202V218H203V220H200V221H201V227L203 226V227L205 228V226H209V224H211V223H213V226H212V224H211V226H209V229H205V230H203L204 228L202 227V228H203V229H202L203 232H205L206 230H208V231H206V232L209 234V236L207 235V233H204V234H205V235H204V234H202L201 232H197L198 234L201 233L200 235H203V236L197 235V233H196V235H197V236H195V237H197L196 239H194V237H193V240H189V239H187V237H186V238H183V239H184L183 241H186L185 239H187V241L189 240V242H191V241L193 242V241H197V240H199V241H197V242H193L194 244H193V243H190V246H189L190 248H191V244H192V247H193L194 245L197 246L196 248L193 247V248H191V249H198V250H196V252H195V250H192V252L197 253V258L199 259V262H198V259L193 258L194 255H195L194 257H196V254H194L193 256H192V254H190L192 257H191L190 255H186V254H185L186 256H185V255H184V257L182 256L183 259H184L185 257H186V259H187V260L184 259L185 262L183 261L185 264H187L188 261H189L188 263H190L191 260H192L191 264H193L194 261H195L196 263H198V264H199V263L201 264V263H204V262L206 263V262H207V258H209L208 261H211L212 259H214V258H211V255H212L213 257L215 256V253H213V252L215 251L214 249H216V251L218 250V252H216V251H215V252H216V256L220 258V259H219V258L215 257L216 260L219 259L220 261H219L218 263L215 261L214 264H221V263H222V264H225L223 261H225L227 258H228V259L226 260L227 262H226V261H225V262H226V264H227V263L229 264V263H230L231 261H233L234 259L236 260V258L233 257V256H236V257H237L239 254H242L244 250H247V249H248V246H246L247 244H250V243H252V242H254V241L256 242V240H258V239L254 240L255 238H257L258 236H260V240H259V242H260V241H263L261 238H262V236H264V232H261L260 230H263V231H264V224H263V223H264V222H263L264 220H263V218L261 219V217L259 218V216H262V217H263V215H264V211H263V210H264V208H263V206H264V197H263V196H264V177H263V176H264V173H263V176H262V174H260L261 172H260L259 174H256L255 176H257V175L259 176V177L257 176L256 178H255V176H254V178H253V176H250L251 178H253L252 181L250 180V179H251L250 177H248L249 179L243 178V179H246V180H245L246 182L243 181V179H241V182L248 184L247 182L250 181V182H251L250 185H252V189H250V190L248 189L249 192L246 190V188H244L246 191L243 190V191H245L246 193H243V192H242V195H244V196H241V197H242L243 200H244V198H245L244 201H245L246 203H244V201L241 202V198H240V196H239V194L241 195V191H239L240 193L238 192L239 194L236 195L238 189H237V191H234V192H236V194L233 192V190H232V191L230 190V191L233 192V194H234V195H231V194L229 193V196L231 195L230 198H232V197L235 196V195H236V196H239L240 199H238L236 196H235V197H236V199H238V200L240 201V203H243L242 208H245L244 205H247V206H246V207H247L246 210H247V209H249L250 207H252L253 205H258V204H259V205H261V206H259V207L262 208V209H259L258 206H257V207L255 206V208H254V207H252V208H253V209H256V208H257L258 210H257V209H256V210H253L252 208H251V209H252L253 211L250 210V212H249V211L247 210V211L249 212V214H250V213L252 214V212H257V213H254L255 215H251V217H252V216H253V217H254V216L257 217V214H258V218H259V220L254 219V218H255V217H254L253 220L248 219V220H251V221L246 222L245 220H247V218L250 216V215H248V217H247V215H246L247 211H244L245 209L243 210V209L241 208V210H242L241 212H242V213H241V212L239 213L240 208H239V209H236V210L234 211L235 207H237V206L232 205V208H233V206H234L233 212L229 211L228 213L232 214V213L238 211L237 214H236V213H235V214H232L233 216H234V215L237 216V215L239 214V215H238L239 218L237 219V221H236V222H232V223H237V222L239 221V222H238L239 224L237 223V224H238L239 231H238L237 225L235 226V224H234V228H233V227H232V223H231V226L229 225V226H230V227H229V231H231L232 228H233L234 230H235V228H236L238 232L236 233L235 231L233 232V230H232L233 233L230 232V233H231V236H230L231 239H230V238L227 239V242H228V243L225 241L226 244L223 245V244H224V243H223L224 240H222V239H223V236H222V235H223L224 233H222V235H220L221 233H220L219 235H216V233L218 234V231H219V229H218V231H217V229H216V223H217L218 226H219V224L221 223V228L224 227V226L222 227V223H224V222L226 221V220H224V219H226V218L228 217V215H227L228 213H227V214L224 213V211H226L225 208L228 209V208L226 207V206H228V205H224V204H226L225 202H227L226 200H228V197H229V196L226 194V193H228V190L226 191V188L229 189V188H231V186L229 187V185H228L227 183H226V184L228 185L229 188H228L226 185H224V184H225V183H224L225 180H223V179H225V178H223L222 175H221V176L219 175V172H221L222 169H223L222 166H221L222 164H220V166H218V167H221V168H222L221 170H220V168H219L218 170L216 169L218 173H216V174H214V175H217V176H213V174L211 175V173H210V172H212L211 169H209V171L211 170L210 172H207V173L205 172V173H206V176H207V174L210 173V174L208 175L209 177L207 176V180H209L210 176H213V179H216V178L218 179V180L216 179V182L213 181V180L211 179L212 182L217 183V184H214V185H215V186H214L215 188H214L213 186H212L211 188L208 187V188L212 189L211 192L209 191V193H207V191L205 190V189H207V188L204 189V187H203V191H206V192H202V190H200V191L203 193V194H202L200 191H198L199 188H196V187H200V186H197V184H198L197 182H199L200 177H199V180H197L198 178H195V177H198V170L196 171L197 173L195 172V170H196L197 168H199V167H197V165H196V166H194V168H196V169L191 170V173H192V171H193V173L195 172L196 176H195V174H191L190 172H189V173H190L192 176L189 175V173L186 174L187 176H188V175L191 176V177H189V176L187 177V181L190 180V178H192L193 175L195 176L193 179H196V180H197V181H196V180L194 181L193 179H191V180H193V181H192L193 183H191L190 181H188L189 183H191V184H189V185H192V187H190V188H192L191 191H190L189 188H187L188 186H186V184H185L184 186H186V188L189 189V190H187L188 192H187V191H186V192L183 191V194H182V195H183V198H181V195H180V193H182V192H179V191H181V190L177 191V193L179 192V195H180V196H178L177 193H176V191H175V193H176L175 196H177V197H176L175 199H173V198H174L173 195L171 196L172 198L170 197L171 200L173 199V200L171 201L172 203L169 201V199H168L169 203H168L167 200H165V203H161V204H163V205H161V204H160L159 206L157 205V208H156V207H153V210L151 211V209H150V207H149L150 205H147V207H146L145 204H147L146 202H149L151 199H154V196H155V195L157 196V194H155L156 191H153V190H152L153 188H154V190H155V187H154V186L152 187V189H151V190H152V193H151L150 190H149L150 188L148 189L149 193H151V194L154 193L153 198L150 197V196H151V194H150V196H149L148 198L146 197L147 199H145V201H144L143 199L145 198V196L147 195V193H146V192L142 193V192H140V191H146L148 185H149V187H151L152 184L155 185L154 183H155L156 181H158V180H160V179H162V178H165V177L167 178V175H169V174L171 175V173H169V172H168V174H167V173H166V174L163 173V174H161L162 176H161V175H157V176H160L161 178H160V177H156L155 179H157V180H156L155 182H151V180L154 181V178H151V179L149 180V182H148V180H147V182H145V184H146V185H147V183H149V184H148L147 186L144 184V185L146 186V187H145L143 184H142V185H138V184H140V183H136V184H134V182H136V181H134V180H135V179H136V180L139 179V178H138L139 175H137L138 171H137V173H136V171H135L136 168H135L134 166H133V167H134L135 169L133 168V171H135V173H136V175H137L136 177H137L138 179L133 177L134 179H133V180H132V179H129L130 181H129V180H128V181H129L130 183H129V182L127 183V179L132 175V172H133V171H132V168H131V172H130V169L127 168L128 166H127V165L125 166V165H124L125 163H124V164H123ZM132 163H133V162H132ZM134 163H133V164H134ZM149 163L152 164V161H150ZM149 163H148V164H149ZM126 164H127V162H126ZM128 164H129V163H128ZM133 164H131V165H133ZM151 164H149V165H151ZM232 164H233V162H232ZM232 164L230 163V166H231ZM242 164H243V162H240V163H239V165H242ZM123 165H124V166H123ZM217 165H216V167H217ZM236 165H238V164H236ZM239 165H238V166H239ZM244 165H245V164H244ZM228 166H229V165H228ZM230 166H229V167H230ZM242 166H243V165H242ZM242 166H241L242 169L240 168V170H246V169H249V167H247V166H246V167L244 166L246 169H244ZM125 167L127 168V170H125ZM129 167H132V166H130V164H129ZM231 167H232V166H231ZM231 167H230V168H231ZM225 168H226V167H225ZM225 168H224V169H225ZM114 169H116V168H114ZM128 169H129V171H128ZM226 169H228V167H227ZM229 170L233 171V168H232V169H228V171H229ZM126 171H127V172H126ZM213 171H215V169H214ZM223 171H224L225 174H226V171H227V170H223ZM223 171H222V172H223ZM231 171H229V172H231ZM202 172H204V171H201V170L199 171V174H200L199 176H201ZM243 172H244V171H243ZM243 172L241 171V173H240V172H239V173L242 174ZM247 172H248V171H247ZM130 173H131V174H130ZM133 173H134V172H133ZM135 173H134L132 176H134ZM185 173H186V172H184V174H185ZM205 173H203L202 175L204 176ZM119 174H117V175H119ZM184 174H183V175H184ZM220 174H222V173H220ZM225 174H224V175H225ZM244 174H245V176L250 175L249 173H245V172H244ZM246 174H248V175H246ZM122 175H123V176H122ZM127 175H128V176H127ZM180 175H181V173H180ZM180 175H179V177H181ZM186 175H185V176H186ZM251 175H253V174H251ZM126 176H127V177H126ZM206 176H204V177H202V178H206ZM219 176H220L221 178H220ZM225 176H226V175H225ZM225 176H224V177H225ZM237 176H239V174L236 175V177H237ZM179 177H178V178H179ZM215 177H216V178H215ZM226 177H227V176H226ZM239 177H242V176L240 175ZM243 177H244V176H243ZM262 177H263V179H262ZM130 178H131V177H130ZM158 178H159V179H158ZM166 178H165V179H166ZM169 178H170V177H169ZM184 178L186 179V177H183V179H184ZM202 178H201V180H200L201 182H203V181H202ZM211 178H212V177H211ZM222 178H223V179H222ZM228 178H229V177H228ZM228 178H227V180H229V179L231 180V178H229V179H228ZM260 178H261V180H260ZM115 179H116V178H115ZM165 179H164V181L167 180V179H166V180H165ZM183 179H181L182 183H178L180 187L184 184V180H183ZM220 179H221V180H220ZM233 179H235V177L232 178V180H233ZM112 180H111V181H112ZM178 180H179V179H178ZM178 180H177V182L180 181V180H179V181H178ZM204 180H205L204 182H209V185H208V186L213 185V184H211L212 182H210L211 180H209V181H207L206 179H204ZM227 180H226V181H227ZM238 180L240 181V179H238ZM253 180H254V181H253ZM257 180H259V182H258ZM83 181H84V185L86 186V188H85V186H84V188H83ZM133 181H134V182H133ZM181 181H180V182H181ZM223 181H224V182H223ZM150 182H151L152 184H151ZM160 182H162V181H161V180L158 181V183H160ZM167 182H168V181H167ZM167 182H165V183H167ZM195 182H196L197 184H196ZM201 182H200V183H201ZM204 182H203V183H204ZM228 182H230V181H228ZM78 183H79V184H82V189H81V186L78 185ZM126 183H127V184H126ZM131 183H132L134 186H133ZM185 183H187L186 180H185ZM200 183H199V184H200ZM203 183H202V184H203ZM223 183H224V184H223ZM231 183H232V182H231ZM231 183H229V184H231ZM233 183H234V181H233ZM233 183H232V186H234ZM243 183L240 184V185H243ZM254 183H255V184H254ZM256 183H257V184H256ZM67 184H68V185H67ZM95 184L97 185L98 182H95ZM120 184H119V186H121ZM129 184H130L131 186H130ZM150 184H151V185H150ZM160 184H163V183H160ZM160 184H157V183H156V186H157V187H158V186L160 187ZM180 184H182V185H180ZM222 184H223V185H222ZM235 184H236V182H235ZM262 184H263V185H262ZM135 185H136V186H135ZM187 185H188V184H187ZM194 185H196V186H194ZM206 185H207V184L205 183V184H203L202 186H205V187H206ZM219 185H220V186H219ZM221 185H222L223 187H222ZM236 185H238V184H236ZM236 185H235V187H232V189H233V188H236V187H237ZM256 185H257L258 187H257ZM260 185H262V186H260ZM56 186H57V187H56ZM139 186H142L143 188L145 187V190H144L143 188H139ZM179 186H178L177 189H182V187L179 188ZM184 186H183V187H184ZM202 186H201V188H202ZM58 187H60V188H58ZM77 187H75V189H78ZM116 187H117V185H116ZM121 187H122V186H121ZM121 187H118V188H121ZM159 187H158V188H159ZM217 187H218V188H217ZM245 187H246V186H245ZM255 187H256V188H255ZM47 188H48V189H47ZM57 188H58V189H57ZM62 188H63L64 190H62ZM91 188H90V189H91ZM138 188H139V189H142V190H137ZM193 188H194V189H193ZM213 188H214V190H213ZM224 188H225V189H224ZM238 188H239V187H238ZM259 188H260V189H259ZM67 189H68V191H67ZM135 189H136V191H135ZM164 189H168L167 185H166V187H164ZM177 189H176V190H177ZM184 189H185V188H184ZM195 189H196L197 191H195ZM221 189H224V190H221ZM256 189H257V191L255 192ZM55 190H56V191H55ZM61 190H62V192H61ZM131 190H133V191H131ZM182 190H183V189H182ZM217 190H219V191H217ZM259 190H260V191H259ZM45 191H44V192H45ZM49 191H50V192H49ZM52 191H53V192H52ZM57 191H58V192H57ZM78 191H80V193H79ZM82 191H83V193L81 194ZM88 191H89L90 193H89ZM127 191H128V193H127ZM148 191H147V192H148ZM189 191H190V192H189ZM213 191H214V192H213ZM223 191L226 192V193H224ZM250 191H251V192H250ZM261 191H262L263 193H261ZM47 192H48V193H47ZM69 192H72V193H69ZM98 192H99V191H98ZM100 192H101V191H100ZM196 192H197V193H196ZM216 192H217V193H216ZM257 192H258V193H257ZM54 193H55V194H54ZM75 193H76V194H75ZM125 193H126L127 196L125 195ZM136 193H137V194H136ZM145 193H146V195H145ZM185 193H187V195H186ZM192 193H196V195L199 194L200 196H197V197H199V199H197V197H194V196H196L195 194L191 195ZM200 193H201V194H200ZM204 193H206V195L209 194V195H211V196L214 194V195L212 196V201H214V203L211 201V196H210V199H209V196H208V198H207V197L203 198V197H204V196H203ZM211 193H212V194H211ZM218 193H219V195H220L219 197H218ZM221 193H222V194H221ZM223 193H224V194H223ZM247 193H248V194H247ZM249 193H250V194H249ZM253 193H254V194H253ZM50 194L47 196V198L45 199V201H47V200L49 199L48 197H50ZM61 194H62V198H63V199H62L61 196H60ZM68 194H69V195H68ZM86 194H85V195H86ZM138 194H140V196H142V195L144 194V195L142 196L143 199H142V198H139V195H138ZM184 194H185L186 196H184ZM189 194H190V197H188ZM215 194L217 195L216 197H215ZM225 194H226V196H225ZM55 195H56V196H55ZM78 195H79V196H78ZM117 195H118V196H117ZM129 195H130L131 197H130ZM158 195H159V194H158ZM206 195H205V196H206ZM223 195H224L225 198L228 196L227 199L223 198ZM262 195H263V196H262ZM52 196H51V197H52ZM67 196H68L69 198H68ZM70 196H72V197H70ZM75 196L77 197V199H76ZM116 196H117V197H116ZM125 196H126V197H125ZM128 196H129V197H128ZM134 196H135V197H134ZM245 196L248 197L249 199L246 198ZM249 196H250V197H249ZM252 196H253V197H252ZM257 196H258V197H257ZM41 197H43L42 194H41ZM44 197H45V196H44ZM44 197H43V198H44ZM58 197L62 199L61 202H60V200H58ZM64 197H65V198H64ZM74 197H75V198H74ZM78 197H79V198H78ZM88 197H89V198H88ZM90 197H91V198H90ZM160 197H161V195H160ZM179 197H180L181 199H180ZM184 197H186L188 201H189V200L194 201L195 199H197V201H198V200H199V201H198V203H197V201H194L193 203H192L191 201H189V203H188L187 200L184 201V200L186 199V198H184ZM200 197H201V198H200ZM221 197L223 198L222 201H220V200L222 199ZM251 197H252V198H251ZM261 197L263 198L262 200L260 199ZM52 198H53V197H52ZM70 198H71V199H70ZM114 198H112V200H113ZM128 198H129V199H128ZM132 198H133V199H132ZM135 198H136V199H135ZM150 198H151V199H150ZM156 198H157V197H156ZM158 198H159V197H158ZM191 198H192V199H191ZM214 198H216V199H214ZM218 198H220V200H219ZM254 198H255V200H254ZM256 198L259 199V200L256 201ZM65 199H66V200H65ZM90 199H91L92 201H91ZM138 199H139L140 201H139ZM148 199H149V200H148ZM161 199H163V198H161ZM161 199H159V200L162 201V202H164V199H163V200H161ZM177 199H180L181 201H179V200H177ZM193 199H194V200H193ZM205 199H207V200H205ZM217 199H218L219 201H218ZM233 199H234V198H233ZM251 199L254 200V201L252 202ZM41 200L44 201V199H42V198H41ZM76 200H77V203H76ZM95 200H97V201H95ZM116 200H117V201H116ZM136 200L139 201V204H138V201H136ZM204 200H205V201H204ZM229 200H230V199H229ZM229 200H228V201H229ZM45 201H44V202H45ZM62 201H63V202H62ZM89 201H90V203H88ZM98 201H100V203H98ZM115 201H116V202H115ZM131 201H132V202H136V203L138 204L137 207H138L140 204H142V206H139V207H143V209H145L146 212L144 211L145 213L143 212V215H142V216H139L140 214H142V212H140L139 215H137V213H138L139 211H143V209H138L139 207L137 208L136 205H135V203H132ZM151 201H153V200H151ZM154 201H157V200L155 199ZM166 201H167V206H168V207H166ZM174 201L176 202L175 204H173ZM178 201H179V202H178ZM207 201H208V202L211 201L212 203L209 202V203H208L209 205H208V204L206 203ZM217 201H218V202H217ZM223 201H225V202H223ZM239 201H237L236 203H239ZM94 202H95L96 204H95ZM101 202H104V203L102 204ZM124 202H125V205H124ZM127 202H128V203H127ZM130 202H131L132 204H134V206L136 207L135 210L133 209V207H132V205H131ZM143 202H144V206H143ZM186 202H187V203H186ZM199 202H200V203H199ZM222 202H223V203H222ZM247 202H248V204L250 205L249 208H248V204H247ZM255 202H258V203H255ZM259 202H260L261 204H260ZM69 203L67 204V206H69V205H73V204H74V202H73L72 204H69ZM91 203H92V204H95V206L92 205ZM117 203H118L119 206L117 205ZM121 203H122V204H121ZM149 203L151 204V207H152V204H154V203H158V204H159L160 202L157 201V202H149ZM180 203H181V204H180ZM217 203H218V204H217ZM219 203H220V204H219ZM227 203H229V202H227ZM250 203H252V205H251ZM262 203H263V206H262ZM89 204H90V205H89ZM104 204H105L106 206H105ZM129 204H130V205H129ZM164 204H165V206H164ZM168 204H169V205H168ZM171 204H172L173 206H172ZM177 204H178V205H177ZM193 204H194V205L196 204L197 207H196V206H193ZM197 204H198V205H197ZM200 204H201L202 208L199 209ZM205 204H206V205H205ZM210 204H211V205H210ZM216 204H217V205H216ZM59 205H60V204H59ZM91 205H92V207H90ZM103 205H104V206H103ZM115 205H117V208H116ZM122 205H124V206H122ZM127 205H128V206H127ZM175 205H176V206H175ZM183 205H184L183 209H184L186 212H185L183 209H179V208H181V206H183ZM185 205H186V206H185ZM214 205H216L217 207H215ZM218 205H221V206L218 207ZM223 205H224L225 208L222 207ZM111 206H110V209H109V207H106V208H107L106 210L103 209V212H102V213L100 212L101 209H100V211L98 210L99 213H101V215H100V214H98V212H97V215H99L98 218H99V217H100V218L102 217L101 219L99 218L100 221H101V220L103 221V218H105V215L107 216V214H108V215L111 214V212L113 211V210H111V209H113V207H111ZM125 206H126V207H125ZM153 206H156V204L153 205ZM171 206H172V207H171ZM188 206H189V207H188ZM211 206H212V207H211ZM88 207H89V212H88V210H86V208H88ZM124 207H125V208H124ZM129 207H132V208H129ZM148 207H149V208H148ZM161 207L164 208V210H161V211H162V217H161V213H160V209H161ZM165 207L168 209L167 211H166V208H165ZM173 207H174V208H173ZM175 207H176V211H175V212L177 213V214L175 213L176 216L173 215V213H174L173 211L175 210ZM191 207H192V208H191ZM195 207H196V209H195ZM228 207H229V206H228ZM123 208H124V209H123ZM128 208H129L130 211H131V209H133V211H131V212L128 211V212H130V214H131L132 212H134V213L136 212V215H137L136 217H138V216L140 217V218L138 217L137 220H134L136 223L140 224V227L138 228L139 230H138V229H137V230L135 229V231H134L133 229H132V230L129 229L130 227H133V226H131L132 223L130 224V226H127V223L129 224L130 220H127V222H124V219H123V218H125V216H128V215L125 213V212H127ZM146 208H147V209H146ZM170 208H171L172 213H171V211H169ZM190 208H191V210H190ZM216 208H218V209H216ZM223 208H224V209H223ZM229 208H230V207H229ZM93 209H92V210H93ZM108 209H109V211H108ZM125 209H126V210H125ZM136 209H138L139 211H136ZM149 209H150V210H149ZM201 209H202L203 212L205 211V212H209V213L212 212V213H211V215H210V214L208 215V213H206V214L208 215L207 218H206V216L204 215V214H205V212H204L203 215L200 214V216H201V218H200V216H199L198 214H199L200 212L202 213ZM85 210H86V212H85ZM124 210H125V212H124ZM147 210L150 211V212L148 211L149 214H148ZM188 210H189V211H188ZM193 210H194L195 212H194ZM228 210H229V209H228ZM230 210H231V209H230ZM260 210H262V211L259 213L258 211H260ZM110 211H111V212H110ZM122 211H123L124 214L122 213ZM156 211H155V212H156ZM197 211H198V214H193V215H192V213H196ZM214 211H215V212H214ZM220 211H221V212H220ZM109 212H110V213H109ZM128 212H127V213H128ZM157 212L154 213L156 216H157ZM165 212H166V213H165ZM168 212H170V214H169ZM183 212H185V213L188 214V215H186V214L183 213ZM188 212H189V213H188ZM226 212H227V211H226ZM84 213H83V214H84ZM146 213H147V214H146ZM214 213H215V214H214ZM220 213H221V214H220ZM222 213H223V214H222ZM244 213H245V214H244ZM85 214H84V215H85ZM114 214L116 215V217H115ZM122 214H123V215H122ZM144 214H145L146 216H147V215H148V216L145 218V215H144ZM164 214H166V215H164ZM168 214L170 215L169 218L167 219L169 222H166L167 220L164 222L165 217L167 218V215H168ZM171 214H172V215H171ZM190 214H191V215H190ZM213 214H214V215H213ZM225 214H226V215H225ZM242 214H243V215H242ZM247 214H248V213H247ZM261 214H262V215H261ZM124 215H125V216H124ZM131 215H132V214H131ZM133 215H135V214H133ZM150 215H151V214H150ZM152 215H153V214H152ZM155 215H154V217L152 216V218H154V221H155ZM181 215H182V216H181ZM189 215H190V216H189ZM217 215H218V216L221 215V216L218 217ZM245 215H246V216H245ZM111 216H112V214H111ZM143 216H144V217H143ZM178 216H181V218L178 217ZM202 216H203V217H202ZM212 216H213V217H212ZM224 216H226V218L223 219ZM244 216H245L246 218H245ZM120 217H119V219H118V218H116V219L120 220V219H121ZM128 217H129V216H128ZM128 217H127V218H128ZM171 217H173V219H172ZM177 217H178V218H177ZM184 217H185V218H184ZM186 217L188 218V220H187ZM191 217H190V218H191ZM214 217H215V218L218 217V218H216L217 220L215 219L216 222H215V220L213 219ZM243 217H244V219H243ZM106 218H110V217L107 216ZM130 218H131V217H130ZM143 218H145L146 220H147V218H148L147 222L142 221V220H144ZM162 218H164V219H162ZM179 218H180L181 220H180ZM182 218H183V219H182ZM205 218L208 219V220L205 221V220H206ZM233 218H235V217H233ZM258 218H257V219H258ZM111 219H109V220H108V219H105L104 221H105L106 224H107V223L109 224V222L112 221ZM128 219H129V218H128ZM139 219H142V220H139ZM170 219H171V220H170ZM175 219H176V220L179 219L180 223H181V221H182V226H181V224L178 223V221L176 222ZM185 219H186V220H185ZM204 219H205V220H204ZM209 219H210V221H211V220H212V221L210 222ZM239 219H240V220H239ZM107 220H108V222H106ZM146 220H145V221H146ZM160 220H161V222H160ZM173 220L175 221V226L172 227V224H174V223H173V222H174ZM233 220H234V219H233ZM104 221H103L102 223H104ZM125 221H126V219H125ZM134 221H133V224H134V226H135L134 228H137L138 226H136V224H135ZM140 221H142V222H140ZM150 221H152V219H151ZM171 221H173V222H171ZM183 221H187V222H186L187 226H186V224H184L185 222H183ZM202 221H205V223H209V222H210V223H209V224H205V223L202 222ZM219 221H220V222H219ZM240 221H241V222H240ZM242 221H243V222H242ZM253 221L255 222V223H254V226H256V224H257L256 228L254 227L255 230H253V226H252ZM214 222H215V223H214ZM250 222H251V223H250ZM143 223H144V224H143ZM145 223H146V224H145ZM149 223H150V222H149ZM161 223H162V224H161ZM168 223H169V224H168ZM170 223H171V224H170ZM177 223L179 224V226H178L179 229L176 228V224H177ZM194 223H195V222H194ZM247 223H248V224H247ZM124 224H125V226H124ZM142 224H143V226H142ZM165 224H168V226H165ZM192 224H193V223H192ZM199 224H200V223H199ZM224 224H225V226L227 227V221H226ZM240 224H242V226H245V227L240 226ZM259 224H261V226H262L263 228H261V226H259ZM109 225H110V224H109ZM183 225L186 226V227H184L183 230H182V231H184V233L181 231V228L183 227ZM126 226H127V227H126ZM144 226H145V227H144ZM170 226L172 227V229H173V228H176V229H173V230H175V233H176V234L173 233V232H174L173 230H172V231H169V229H171ZM196 226H198V224H196ZM196 226H195V227H196ZM214 226H215V227H214ZM239 226L242 227L243 232H242V230L240 231V227H239ZM247 226L250 227V230L248 229ZM251 226H252V227H251ZM123 227H122L121 229H123ZM167 227H168V228H167ZM210 227H211V228H210ZM231 227H232V228H231ZM246 227H247V228H246ZM143 228H144V229H143ZM165 228H166V229H165ZM207 228H208V227H207ZM218 228H219V227H218ZM230 228H231V229H230ZM146 229H147V230H146ZM212 229H214V230H212ZM215 229H216L217 232L215 231ZM244 229H245V231H244ZM246 229H247L248 231H246ZM258 229H259V231L261 232V234H260L259 231H257ZM123 230H124V229H123ZM144 230H146V232H145ZM156 231H157V233H156ZM158 231H159V232H158ZM162 231H163V232H162ZM168 231H169V232H168ZM209 231L212 232L211 235H210V232H209ZM256 231H257V232H256ZM137 232H136V235H137V236H138L140 233H142V232H140V233H137ZM160 232H161V233H160ZM164 232H167V234L165 235ZM180 232H181V233H180ZM215 232H216V233H215ZM220 232H222V230H221ZM239 232H241L242 234H239ZM255 232H256V233H255ZM126 233H127V234H126ZM155 233H156V235H155ZM159 233L161 234V236H159V235H160ZM171 233H173V234H171ZM230 233H228V234H230ZM244 233H246V234H244ZM257 233H258L257 236L254 235V234H257ZM262 233H263V235H262ZM170 234H171V236H173V238L171 237V238L169 239V241H168V238L170 237ZM178 234H177V235H178ZM181 234H183V236H182ZM214 234H215V235H214ZM234 234H235V235H234ZM249 234H251V235H249ZM252 234H253V237H252ZM259 234H260V235H259ZM140 235H142V234H140ZM163 235L167 236V239H166V238H163V237H165V236H163ZM168 235H169V236H168ZM177 235H176V236H177ZM194 235H195V234H194ZM206 235H207L208 237H207ZM225 235H226V234H225ZM225 235H224V238H226ZM232 235H234L233 238H232ZM240 235H242V236H243V235H246V236H245V237H244V236H243V237H242V236L239 237ZM115 236H114V237H115ZM129 236H128V239H129L130 244H129V243H126V244H125L126 246H125V245H121V246L123 247L122 249H120V246H119V250H120V251H121V250H124V251H125L126 248H128V247L130 248V247H131V250H132V251L135 250V252L137 253V250L140 249V244H143V243H145V245L147 244V243H146V241H147L146 238H148V237H146V236H144V237H146V238H144L145 240H144L143 237H142L143 235H142V236H138L139 238L142 237V239H143L144 241L139 240V239H138V241H137V239H134V240L132 241L133 238L130 239ZM157 236L162 237V239H161V238L159 239ZM204 236H206V237H204ZM211 236H213V239H214V240L212 239ZM214 236H215V238H214ZM219 236H220V237H219ZM228 236H229V235H228ZM125 237H126V239H125ZM138 237H136V238H138ZM201 237H202V238H201ZM209 237H210V239H209ZM238 237H239V238H238ZM246 237H248V239H247ZM149 238H148V239H149ZM198 238H199V239H198ZM203 238H204V239L207 238V240H204ZM216 238H217V239H216ZM221 238H222V239H221ZM236 238H237V241H239L240 239L242 240V238H243L244 244L242 243L243 245H242V244L240 245V244L236 241ZM249 238H252V239H249ZM253 238H254V239H253ZM114 239H115V238H114ZM122 239H125L126 241H125V240H122ZM158 239H159V240H158ZM176 239H177V242L179 241V242H178L179 245H178V243L175 241ZM190 239H192V236L190 237ZM201 239H202V240H201ZM219 239H220V242H219ZM118 240H119V241H118ZM120 240H121V241H120ZM135 240H136L137 242H135ZM200 240H201V241H200ZM208 240H210V241L212 240V241H214V242L216 241V243L214 244V242H212V241H211V243H210V241H208ZM217 240H218V244H217ZM221 240H222V241H221ZM225 240H226V239H225ZM228 240H230V241H228ZM245 240H246V242H245ZM247 240H248L249 242H248ZM131 241H132V243L135 242L134 245L132 244L133 247H134V250H133V248H132V246H131ZM139 241H142L143 243H142V242L139 243ZM165 241H166L167 244H166V243L164 244ZM172 241L174 242V243H173V247H174L175 249H176V247L178 246L177 249H176L177 251H176V250H172V249H174V248L171 249V247H172ZM202 241H205V244H204V242H202ZM206 241H207V242H206ZM243 241H241V242H243ZM148 242H149V241H148ZM160 242H159V243H160ZM168 242H170V243H168ZM235 242H237L239 245H238V244L236 245ZM239 242H240V241H239ZM257 242H258V241H257ZM137 243H139L138 246H136ZM159 243H158L157 245H159ZM176 243H177V246H174V244L176 245ZM196 243H197V244L200 243V245H197ZM127 244H128V245H127ZM154 244L151 243V244H149V245L155 246ZM184 244H185V243H184ZM187 244H188V242H187ZM187 244H186V246H187V248H189V247H188L189 244H188V245H187ZM203 244H204V245H203ZM209 244H210V245H209ZM233 244H234V245H233ZM245 244H246V245H245ZM143 245H144V244H143ZM143 245H142V246H143ZM145 245L143 246V247H144L143 249H145V247H146ZM149 245L147 244L148 247H149ZM157 245H156V246H157ZM166 245H168V246L171 245V247H170V248H169V247H165ZM206 245H207V246L209 245V246L206 247ZM211 245H212V247L209 248ZM218 245H219V246H218ZM220 245H221V246H220ZM226 245H227V246H226ZM229 245H230V246H229ZM124 246H125V247H124ZM156 246H155V247H156ZM204 246H205V248H204ZM228 246H229V247H228ZM231 246H232V247H231ZM233 246H235V247H233ZM237 246H239V248H237ZM240 246H241L242 248H241ZM249 246H250V245H249ZM138 247H139V248H138ZM148 247H147L146 249H148ZM150 247H151V246H150ZM199 247H201V249H199ZM202 247H203V249H202ZM250 247H251V246H250ZM250 247H249V248H250ZM129 248L126 250V252L129 250ZM135 248H137V250H136ZM152 248H153V247H152ZM167 248H168V249H167ZM178 248H180V249H178ZM187 248H186V250H187ZM190 248H189V252H190ZM212 248H214V249H212ZM217 248H218V249H217ZM225 248H227V251L230 252V253H228V252L226 251V252H227V255H228L229 257L226 258V256H227V255H226V252H225L224 255H217V253H219V251H222V249H225ZM235 248H236V249H235ZM240 248H241V249H240ZM149 249H150V248H149ZM165 249H166L167 251H166ZM204 249H205L206 251H205ZM207 249H209V250L212 249V250H214V251L210 252V251L207 250ZM230 249H231V250H230ZM238 249H239V251H238ZM140 250H142V249H140ZM152 250L154 251V248H153ZM169 250H172V251H169ZM232 250H233V251H232ZM234 250L237 251V252H239V253L235 252ZM242 250H243V251H242ZM142 251H143V250H142ZM149 251H151V250H148L146 253H145V251H143V252L138 251V252L143 253V254L145 253V254H147L148 256L145 255V254H144V255H143V254H140V253H139V255H138V253H137L138 258H137V255H136V256H132V255H134L133 253H130L131 255L128 254V256H131V257H133V258L135 257L136 260H137L138 262H139L138 259H140V258H139L140 256H142V257H143V256H144V257H147V260H150L151 258L148 259V257L152 256V254H151V255L148 254ZM153 251H152V253H153ZM165 251H166V252H165ZM197 251H199V252H203V253L200 254V253L197 252ZM204 251H205V252H204ZM241 251H242V253H240ZM118 252H119V251H118ZM126 252H123L122 255L125 256V255L127 254ZM128 252H129V251H128ZM130 252H131V251H130ZM135 252H134V253H135ZM158 252H159V250H158ZM169 252H170V253H169ZM180 252H179V255H182V254H180ZM189 252H188V250H187V252H185V253H188V254H189ZM121 253H122V252H121ZM124 253H126V254H124ZM176 253H177V254H176ZM190 253H191V252H190ZM204 253H205V254H204ZM211 253H212V254H211ZM169 254H172V255H171L172 257H171ZM209 254H210V257H206V256H208ZM213 254H214V255H213ZM167 255H168V256H167ZM174 255H175V256H174ZM201 255H202V256H203V255H206V256H205V257L203 256V257H204V258H203ZM169 256H170V257H169ZM187 256H188V257H191V258H188ZM239 256H242V255H239ZM165 257H166V258H165ZM167 257H168V259H167ZM176 257H178V256H176ZM182 257H181V259H182ZM221 257H222V259H225V260H222ZM232 257H233V258H232ZM153 258H152V259H153ZM155 258H154V261H153L152 259H151V260H152L155 264H158V262H157L158 260L155 261ZM157 258H156V259H157ZM145 259H146V258H145ZM161 259H160V260H161ZM178 259H179V257H178ZM181 259H180V260H181ZM183 259H182V260H183ZM193 259H194V260H193ZM200 259H201V260H200ZM202 259H203V260H202ZM215 259H214V260H215ZM230 259H231V260H230ZM151 260H150V261H151ZM160 260H159V261H160ZM162 260H161L160 262H162ZM196 260H197V261H196ZM229 260H230V261H229ZM235 260H234L233 262H231L230 264H234V263H235V264H237V263L239 264V261L236 262ZM150 261H149V262H150ZM152 261H151V262H152ZM175 261H176V260H175ZM200 261H201V262H200ZM212 261H213V260H212ZM138 262H135V263H138ZM140 262H141V260H140ZM178 262H179V260L177 261V263H178ZM181 262H182V261H181ZM181 262H179V264H182V263H183V262H182V263H181ZM154 263H150V264H154ZM169 263H170V261H169ZM174 263H175V262H174ZM174 263H173V264H174ZM177 263H176V264H177ZM209 263H210V262H209ZM161 264H162V263H161ZM165 264H167V263H165ZM194 264H195V263H194ZM206 264H207V263H206ZM210 264H213V263H210Z\"/></svg>",
    "mask_w": 264,
    "mask_h": 264
}]
</instances>
